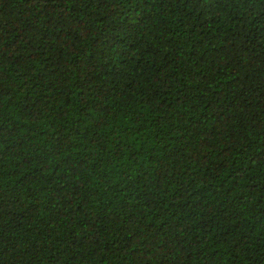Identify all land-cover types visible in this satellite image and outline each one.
<instances>
[{
	"label": "trees",
	"instance_id": "16d2710c",
	"mask_svg": "<svg viewBox=\"0 0 264 264\" xmlns=\"http://www.w3.org/2000/svg\"><path fill=\"white\" fill-rule=\"evenodd\" d=\"M0 264H264V0H0Z\"/></svg>",
	"mask_w": 264,
	"mask_h": 264
}]
</instances>
